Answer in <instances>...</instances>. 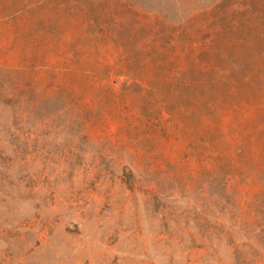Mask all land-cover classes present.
<instances>
[{
	"label": "rangeland",
	"instance_id": "374dc122",
	"mask_svg": "<svg viewBox=\"0 0 264 264\" xmlns=\"http://www.w3.org/2000/svg\"><path fill=\"white\" fill-rule=\"evenodd\" d=\"M126 1L176 19L213 0ZM69 4L0 0V264H264V91L221 112L208 151L159 99L127 92L142 119H124L85 86L49 84L72 43L102 64L117 52L88 47Z\"/></svg>",
	"mask_w": 264,
	"mask_h": 264
},
{
	"label": "trees",
	"instance_id": "16d2710c",
	"mask_svg": "<svg viewBox=\"0 0 264 264\" xmlns=\"http://www.w3.org/2000/svg\"><path fill=\"white\" fill-rule=\"evenodd\" d=\"M69 6L81 17L88 47L98 51L111 45L117 52L113 64H102L88 60L81 54L83 46L72 43L75 53L60 57L47 73L49 84L85 86L96 97L115 101L124 119H142L123 103L127 92L143 100L159 99L166 111L177 108L179 116L196 123L208 151L217 138L215 120L221 112H235L264 91V0H213L205 7L179 10V19L154 8L138 9L126 0H70ZM176 97L183 106L168 103ZM257 110L264 122V108ZM91 115L88 109L78 113L83 120ZM151 118L144 123L146 130L155 127ZM135 129V123L128 124V130ZM260 136L264 138V127ZM236 150L242 153L243 146Z\"/></svg>",
	"mask_w": 264,
	"mask_h": 264
}]
</instances>
